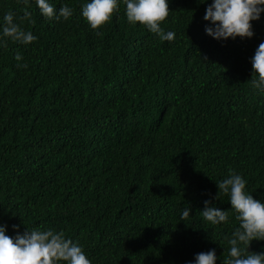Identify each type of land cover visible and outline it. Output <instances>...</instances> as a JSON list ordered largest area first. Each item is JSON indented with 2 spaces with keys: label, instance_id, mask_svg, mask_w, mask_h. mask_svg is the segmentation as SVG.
I'll list each match as a JSON object with an SVG mask.
<instances>
[{
  "label": "trees",
  "instance_id": "1",
  "mask_svg": "<svg viewBox=\"0 0 264 264\" xmlns=\"http://www.w3.org/2000/svg\"><path fill=\"white\" fill-rule=\"evenodd\" d=\"M86 2L49 0L73 10L49 20L29 0L33 25L23 0H0V225L63 231L92 264H195L213 249L223 264L239 221L216 182L231 168L264 202V92L251 85L264 13L252 38L218 41L213 0H168L169 42L129 23L123 0L93 30ZM9 11L36 40L3 36ZM206 200L227 223L204 220Z\"/></svg>",
  "mask_w": 264,
  "mask_h": 264
},
{
  "label": "clouds",
  "instance_id": "2",
  "mask_svg": "<svg viewBox=\"0 0 264 264\" xmlns=\"http://www.w3.org/2000/svg\"><path fill=\"white\" fill-rule=\"evenodd\" d=\"M41 14L49 20H68L73 10L67 5L57 9L49 0H35ZM26 6L21 22L35 24L32 13L28 11L29 0H23ZM204 3V2H203ZM126 6V18L131 24H141L161 40L173 41L174 32L162 29L161 24L170 14L168 0H123ZM120 0H90L81 7L82 17L93 30H99L110 23L119 9ZM264 13V0H213L204 16L211 26H206V34L216 40H227L237 37L252 38L254 35L252 21L260 19ZM3 36L14 43L30 44L37 39L30 31H25L21 24L15 22L14 13L9 11L3 17ZM97 34H101L97 31ZM16 60L22 57L17 54ZM253 75L252 87L264 92V42H261L251 58ZM27 68V64L18 67ZM218 192L230 198L231 209L234 210L239 226L228 238L229 258L223 264H264V252H250L252 241H264V202L254 198L246 189L247 181L242 175L229 169L226 178L216 182ZM202 217L212 225L227 223L228 211L211 206L210 201L204 202ZM190 207L182 211L180 220L185 221L190 216ZM18 229L19 225H13ZM6 225H0V264H92L83 248L66 238L63 231L48 229L46 231H25L15 238L6 235ZM215 250L201 252L195 256V264H216ZM191 264V262H190Z\"/></svg>",
  "mask_w": 264,
  "mask_h": 264
}]
</instances>
